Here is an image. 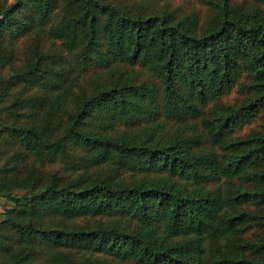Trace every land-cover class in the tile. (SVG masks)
Listing matches in <instances>:
<instances>
[{"label":"trees","instance_id":"trees-1","mask_svg":"<svg viewBox=\"0 0 264 264\" xmlns=\"http://www.w3.org/2000/svg\"><path fill=\"white\" fill-rule=\"evenodd\" d=\"M250 1L203 15L178 0H0V197L13 201L0 264H264V130L217 151L162 124L194 118L240 69L253 95L211 111L210 140L264 109V9ZM160 218L178 235L158 236ZM243 224L261 229L246 254L231 242Z\"/></svg>","mask_w":264,"mask_h":264},{"label":"rangeland","instance_id":"rangeland-1","mask_svg":"<svg viewBox=\"0 0 264 264\" xmlns=\"http://www.w3.org/2000/svg\"><path fill=\"white\" fill-rule=\"evenodd\" d=\"M184 7L187 8H198L203 15L207 12L206 9H208L209 6V0H178ZM251 5H255L256 7H259L261 9H264V4L259 1H250ZM22 44V43H21ZM136 73L139 76H142L144 78L147 75H150L151 71L146 66H135ZM151 76V75H150ZM235 84L232 86V88L224 95L220 96L219 98H215L214 100L208 101L205 105L200 106L201 111L199 114L195 115L194 118L188 121L184 120H169V119H163L162 124L163 126L167 128H181L183 132H185L188 136H192V140L195 144L200 145L202 148H216L217 151H221L223 149L224 143H227L230 140H234L237 138H241L243 136L262 132L264 130V109H261L258 113L255 114L250 119H245L235 125L231 132L227 133L225 137L220 140V142H213L210 140V136L208 134V131H206V126L204 125V119L210 115L211 111L214 109H229L231 107H235L236 105H239L241 102L249 99L253 92L248 91L244 88H242V84L249 81V77L247 75V72L245 70H239L235 72ZM206 128V129H205ZM221 185L223 189H226L230 182L226 178H221ZM216 180L210 181L209 186L215 187ZM21 192V191H17ZM13 204L12 200H9V197L7 196H1L0 197V221L3 220L4 214L6 211V208L11 206ZM151 226H154V228L157 229V234L160 237H167V240H170L173 238V236H177L178 234H172L170 230L168 229L166 222L163 218H160L159 221H154ZM241 229L238 230L237 235H233L232 238V244L234 249L239 248V252L245 253L248 252L247 249L241 247L242 242H255L258 240V234L261 233V229L255 225H241ZM211 241L209 238H206L203 240V247L205 249L204 256L208 254V251L210 249ZM240 245V247H239ZM109 264H135L131 261H120L117 259H110Z\"/></svg>","mask_w":264,"mask_h":264}]
</instances>
